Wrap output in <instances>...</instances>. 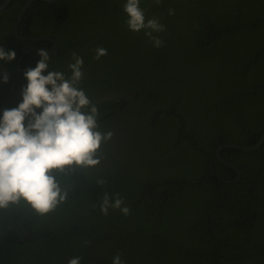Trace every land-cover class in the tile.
I'll return each mask as SVG.
<instances>
[{
    "label": "trees",
    "instance_id": "obj_1",
    "mask_svg": "<svg viewBox=\"0 0 264 264\" xmlns=\"http://www.w3.org/2000/svg\"><path fill=\"white\" fill-rule=\"evenodd\" d=\"M26 1L0 10V46L16 52L0 60V117L27 84L14 64L33 42L13 34ZM125 2L34 0L22 17L19 33L56 41L53 70L70 74L72 52L83 57L81 86L101 131L114 136L97 168L66 178L69 196L55 212L0 213V264H67L77 255L111 264L117 253L124 264H264V141L220 149L238 178L217 155L264 132V0H141L146 18L166 25L153 34L160 48L128 29ZM98 46L108 54L96 60ZM105 191L119 193L131 214L93 207Z\"/></svg>",
    "mask_w": 264,
    "mask_h": 264
},
{
    "label": "clouds",
    "instance_id": "obj_2",
    "mask_svg": "<svg viewBox=\"0 0 264 264\" xmlns=\"http://www.w3.org/2000/svg\"><path fill=\"white\" fill-rule=\"evenodd\" d=\"M154 2L159 4L161 0ZM140 3L141 0H126L123 4L125 23L132 32L143 31L152 45L160 48L164 41L153 34L165 32L166 25L155 17L147 19ZM172 14L174 10L169 9ZM107 54L106 48L98 46L94 59ZM38 56L36 66L24 72L27 84L22 90V102L4 110L0 117V213L22 206L37 217L55 212L69 196L66 178L81 172L87 175L97 168L105 158L101 146L114 136L112 130L101 131L98 106L81 86L83 57L72 52L67 65L69 74L48 71L51 56L47 48L38 49ZM15 59L14 50L0 46V60ZM2 79L6 83L8 74ZM37 109L42 111L38 113ZM94 182L98 187L108 183L103 176H97ZM93 207H98L104 216L110 209L124 216L131 214L119 193L103 192ZM83 259L73 256L67 264H81ZM111 264H124L119 253L112 257Z\"/></svg>",
    "mask_w": 264,
    "mask_h": 264
},
{
    "label": "flooded vegetation",
    "instance_id": "obj_3",
    "mask_svg": "<svg viewBox=\"0 0 264 264\" xmlns=\"http://www.w3.org/2000/svg\"><path fill=\"white\" fill-rule=\"evenodd\" d=\"M43 1L48 2V3H52V2H55L57 0H53L51 2L50 1H47V0H43ZM0 10H2V9H0ZM64 13H66L65 8H64ZM63 18H66V14L64 15ZM20 22H19V24H20ZM19 24H18V26H19ZM67 24H68V22H67ZM13 26H14V24H13ZM18 26H17V29H18ZM18 34L21 37H32V36H34V37H46V38H49V39H41V40H27V39H24V38H19L17 36L18 39H20V40H22L24 42H33V45H31L28 48L23 49L21 51V53L19 54L20 55L19 58H17V61L14 64L15 65V69L18 72H25L28 68H34L36 66L35 63H37V61L40 59V57L38 56V49H40V48H47L48 50H51L53 48V41L52 40H54V39L51 36H48V35H43V36H39V35H29V34L19 33V31H18ZM57 50H56V53L55 54H51L50 53V56L51 57L57 56L58 55ZM20 58H21V60H20L19 66H17L16 63L18 62V60ZM52 70H53L52 69V65L50 64L48 71H52ZM45 74H47V72H45ZM10 81H11V83L13 85H15V80L11 79ZM18 96H19V98L21 100L22 94H19ZM111 97H112V95H111Z\"/></svg>",
    "mask_w": 264,
    "mask_h": 264
},
{
    "label": "water",
    "instance_id": "obj_4",
    "mask_svg": "<svg viewBox=\"0 0 264 264\" xmlns=\"http://www.w3.org/2000/svg\"><path fill=\"white\" fill-rule=\"evenodd\" d=\"M32 1H33V0H27V1L24 3V5L22 6V8H21V12H20V14L18 15V17H17V19H16V21H15V23H14V26H13V34H14L16 37L18 36L19 38H24V39H27V40L49 39V38H46V37H34V36H32V37H21V36H19V34H18L17 26H18L19 22L21 21V19H22L24 13H25V11H26V9L30 6V4H31ZM47 1H50V2H51V1H53V0H47ZM9 2H10V0H3L2 2H0V9L5 8V7L8 5ZM52 41H53V48H52L51 50H49V52H50L51 54H55V53H56V50H57V44H56V42H55L54 40H52ZM20 60H21V58H20V59L18 60V62L16 63L17 66H19ZM263 141H264V132L261 134V136H260V138L258 139V141H257L255 144H252V145H241V144H235V143H225V144H222V145H220V146L218 147V149H217V155H218V158H219L222 162H224L226 165H229V166L233 167V168L237 171V178H238V177L240 176V170H239L238 167L235 166L234 164H232V163H230V162L224 160L223 158H221V156H220V154H219L220 149L223 148V147H225V146H230V147H235V148H238V149L252 150V149H255V148L259 147V146L262 144ZM215 174H216V173H215ZM216 175H217V174H216ZM227 182H228V181H227Z\"/></svg>",
    "mask_w": 264,
    "mask_h": 264
}]
</instances>
